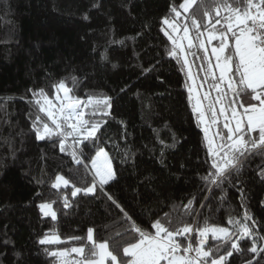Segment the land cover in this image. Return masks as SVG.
<instances>
[{"label":"trees","instance_id":"obj_1","mask_svg":"<svg viewBox=\"0 0 264 264\" xmlns=\"http://www.w3.org/2000/svg\"><path fill=\"white\" fill-rule=\"evenodd\" d=\"M184 2L0 0V264H79L103 244L109 264H129L128 249L153 237L178 254L191 245L209 264H264L261 130H236L243 144L219 169L227 160L208 144L167 25L190 29L188 61L203 77L202 41L227 28L230 12H249L258 44L252 24L264 22V0H196L188 11ZM233 43L226 54L235 65ZM236 80V99L256 111L264 85ZM72 101L80 128L64 111ZM217 126L216 138H228ZM100 149L114 171L107 182L91 169ZM211 227L230 231L207 235L204 254L197 249Z\"/></svg>","mask_w":264,"mask_h":264},{"label":"rangeland","instance_id":"obj_2","mask_svg":"<svg viewBox=\"0 0 264 264\" xmlns=\"http://www.w3.org/2000/svg\"><path fill=\"white\" fill-rule=\"evenodd\" d=\"M195 1L185 0L183 11H188ZM228 17L225 21L227 24L226 29L211 33L206 40L202 41V45L206 50V55L203 58L207 61L203 63L202 59H199L201 67H203V77L199 75V71L197 72L191 67L188 61V51L185 45H191L193 42L190 29L181 30L175 22L167 23L169 30L172 32L171 38L180 50L178 53L175 49L174 54L181 56L185 62L189 98L194 111L199 114L198 119L205 132L208 144L212 151L215 150L216 153L224 152L225 157L223 156V158L227 160V162L222 163L223 165L218 164L219 169L224 168L227 163L229 164L232 161L228 152L243 144L242 138L234 135L236 130L246 129V124L252 130L260 129V142H264V89L259 92L262 95L261 104L254 107L257 108L256 111L250 113L247 110L248 107L240 105L241 102L236 99L235 94L236 85L238 84L236 74L241 78V82L249 88L258 89L264 85V53L249 29V19L252 18V14L250 15L249 12L244 14L230 12ZM232 37L234 38L235 53L238 56L235 65L232 57L226 54L228 45L232 43ZM220 39L224 40L222 44H215L216 41H221ZM56 96L59 103L67 97L65 84L61 83L58 86ZM64 109L65 113L73 120L75 127L80 128L84 123L83 115L79 110L80 102L78 104L68 102ZM46 110L51 116L55 107L51 105ZM219 121H222L229 132L228 138L223 140L216 138L217 123ZM91 169L100 182H107L113 178L112 162L105 149H100L97 152L91 162ZM42 209L46 214L55 216V212L50 205L43 204ZM229 231L228 228L222 227L207 229L203 232L204 237L200 240L197 250L205 254L203 242L207 235L224 238ZM157 236H160V233H157ZM55 237L53 236L56 240L58 237ZM167 237L171 238L173 235L169 233ZM53 238L47 236L43 238V241H52ZM134 249L135 247H131L128 251L131 253ZM169 249L170 247L164 246L162 242L155 240L152 246L139 253L136 264H198V261L188 256L187 253L178 254L170 252ZM197 257L199 258V256ZM58 264H61V262ZM212 264H222V259H214Z\"/></svg>","mask_w":264,"mask_h":264},{"label":"crops","instance_id":"obj_3","mask_svg":"<svg viewBox=\"0 0 264 264\" xmlns=\"http://www.w3.org/2000/svg\"><path fill=\"white\" fill-rule=\"evenodd\" d=\"M72 102H75L78 104V101H72ZM155 240L162 242L164 244V246H167V247H169V244H171L165 238L159 239V238L153 237L152 239H150L146 242H143L141 244L133 246V247H135L134 251H132L131 253L128 251V253L132 256L129 264H136L139 253H141L147 247L152 246V244ZM77 253L81 255L83 252H82V250L79 249V250H77ZM110 256L111 255L109 254L107 247L103 244V245L99 246L96 258H92V259H84V258H79V257H76V258L79 260V264H109ZM66 257H67V255L64 256L63 259Z\"/></svg>","mask_w":264,"mask_h":264},{"label":"built area","instance_id":"obj_4","mask_svg":"<svg viewBox=\"0 0 264 264\" xmlns=\"http://www.w3.org/2000/svg\"><path fill=\"white\" fill-rule=\"evenodd\" d=\"M252 29L255 32V34L258 37L259 40V46L264 52V22L261 18L257 17L252 24ZM185 253L192 256L196 261H198V264H209L208 262L204 261L202 258H198L197 255L192 250L191 245L185 250ZM63 264H77V262L74 259H67L63 262Z\"/></svg>","mask_w":264,"mask_h":264}]
</instances>
